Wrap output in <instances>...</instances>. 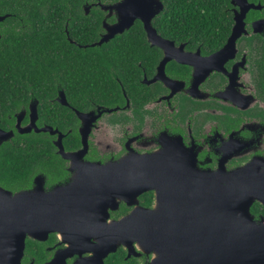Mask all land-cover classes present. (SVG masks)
I'll return each instance as SVG.
<instances>
[{
    "label": "flooded vegetation",
    "instance_id": "1",
    "mask_svg": "<svg viewBox=\"0 0 264 264\" xmlns=\"http://www.w3.org/2000/svg\"><path fill=\"white\" fill-rule=\"evenodd\" d=\"M121 2L0 0V264H264V0Z\"/></svg>",
    "mask_w": 264,
    "mask_h": 264
},
{
    "label": "water",
    "instance_id": "2",
    "mask_svg": "<svg viewBox=\"0 0 264 264\" xmlns=\"http://www.w3.org/2000/svg\"><path fill=\"white\" fill-rule=\"evenodd\" d=\"M137 1L122 0V2L116 6V8L119 10V13L121 14V21H119L117 25L112 28V30H108L107 34L103 39H101V42L99 44H101L102 42H106L108 39H111L115 34L122 33L125 29H128L135 18L141 19V21L144 23V28L147 33L148 39L155 43V32L153 31L150 25V20L155 15V12L151 10H146L150 5L149 2L151 0H140L138 3H136ZM129 17L131 18V20L125 21ZM2 19L3 18H0V20ZM211 183L213 185L212 191H216L217 188L219 189L220 175H212ZM228 183L230 184L227 189L228 208H239L243 210L244 214H248L247 205H250V203L253 201L252 193L254 189L248 188L245 185V181L243 180L233 181L230 178V180H228ZM237 183L239 187L233 186V184L236 185ZM235 213L237 212L235 211ZM236 247H238L239 249L238 253H235L230 249L228 250L229 264H258L256 260L253 262L254 254L244 251L250 249L244 248L245 246L243 243L237 244Z\"/></svg>",
    "mask_w": 264,
    "mask_h": 264
},
{
    "label": "trees",
    "instance_id": "3",
    "mask_svg": "<svg viewBox=\"0 0 264 264\" xmlns=\"http://www.w3.org/2000/svg\"><path fill=\"white\" fill-rule=\"evenodd\" d=\"M56 5H58V4H56ZM123 37H126V36H123ZM84 83H85V88H89L90 86H92V87L95 86L96 87V84L94 85L95 80L93 78L90 79V80L87 79V78L83 79V85H84ZM87 83H90L91 85H89ZM98 94H99V96H102V95L106 96L108 93H97V92L93 93V92L85 91V93H84V100L87 99V98L88 99H92L93 96L94 97H97Z\"/></svg>",
    "mask_w": 264,
    "mask_h": 264
}]
</instances>
